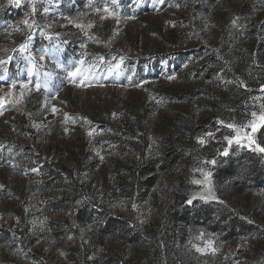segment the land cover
<instances>
[{
    "label": "rangeland",
    "instance_id": "rangeland-1",
    "mask_svg": "<svg viewBox=\"0 0 264 264\" xmlns=\"http://www.w3.org/2000/svg\"><path fill=\"white\" fill-rule=\"evenodd\" d=\"M88 2L36 0L34 54L53 44L64 49L44 61L37 54L36 71L43 76L57 62L67 64L86 51L85 67L91 66L102 86L93 82L92 87L76 88L64 73L55 72L48 90H33L20 105L5 100L0 115V264H36L33 250L50 263L63 264H264V155L247 150L234 154L235 145L229 156L218 155L227 147L223 136L231 133L216 124L217 119L244 123L264 104V0H117L118 23L112 18L101 21L95 13L94 7L103 8L106 0H94L93 7ZM107 2L111 7V0ZM30 11L27 0L19 7L0 0V58L18 55L11 49L29 32L14 29L23 27L20 22ZM129 16L135 19H125ZM63 17L85 25L84 30ZM236 17L239 26L233 27L230 22ZM89 23L94 27L87 28ZM64 40L68 43L62 44ZM100 56L105 63H99ZM114 56L126 57L120 75L104 79ZM5 67L10 75L17 72L16 61ZM20 68H26L24 61ZM168 75L176 79L169 81ZM19 79L29 80L26 72ZM5 83L0 81V97L8 91ZM137 83L142 86L134 87ZM57 89L58 98L45 109V97ZM52 104L57 113L51 112ZM132 107L149 112L147 151L155 149V132L170 122L193 116L196 124L203 123L190 148L188 190L182 192L181 204L174 196L177 171L149 190L139 189L127 175L142 132L125 136L117 125ZM210 131L215 139L205 136L207 143L199 145L197 137ZM257 140L264 143V135L257 133ZM39 158H60L62 164L51 176ZM212 159L215 165L204 163ZM200 167L212 171L214 190L225 204L197 200L193 208L185 203L200 191L191 183L202 179L195 171ZM225 170L231 177L220 184L217 177ZM56 177L65 185L63 191L76 181L77 201L85 202L76 201L74 210L63 214L49 212L59 194L51 186ZM184 207L193 221L176 226L174 211L178 215ZM231 220L253 229L230 230ZM200 232L204 238L196 239ZM136 235L145 239L134 240ZM209 238L219 249L215 254L197 253L192 247H203Z\"/></svg>",
    "mask_w": 264,
    "mask_h": 264
},
{
    "label": "snow or ice",
    "instance_id": "snow-or-ice-1",
    "mask_svg": "<svg viewBox=\"0 0 264 264\" xmlns=\"http://www.w3.org/2000/svg\"><path fill=\"white\" fill-rule=\"evenodd\" d=\"M136 2V0H134ZM160 3H163L164 0H159ZM191 2H195V0H191ZM8 4L11 6L19 7L21 5V0H8ZM117 4V0H111V7L109 3H104L103 8L99 6L94 7V11L97 15H99V19L101 21L112 18L117 21V23L120 20L119 13L114 10L115 6ZM27 5L30 6L31 11L25 16V18L20 22L22 24V28L17 25V27L14 29V31H23L24 29H27L29 34L26 36L24 41L19 44L18 48L14 47L11 49L13 53H17L18 55H6L4 58H0V68H2V71H0V81H4L5 87H7L8 91L6 92L4 97H0V115H3V107L5 104V100H9L11 103L15 105H20L24 102L26 94H31L33 90L39 92L42 89L48 90L50 81L53 77V74L55 72H62L64 73V79L67 83L73 85L76 88H87L92 87L93 82L95 83V86H102L99 84L100 77L96 76L95 73L92 71L91 66L85 67L87 64L86 57L88 53L85 51L82 53L78 59H74L71 62L65 64L61 62H57L54 65L53 72H44L43 76H41L37 71L38 61H37V54L39 61H44L48 59L53 52L56 53H63L64 49L60 47L59 45L53 44L49 47H41L37 50V53L34 54L33 52V36L32 32L36 30V19L35 16L37 14V3L36 0H27ZM94 6V0H89L88 7ZM181 5L176 4L175 7H180ZM185 6H187L185 4ZM44 14H47L49 12L48 7L43 8ZM63 19L67 20L69 24H75L77 28H80L82 31L85 28V25L75 23V21L70 17H63ZM125 19H135L134 16L126 17ZM238 20L239 17L233 18L231 20V25L233 27H238ZM175 26V25H174ZM50 27V26H49ZM94 27L92 23H89L87 25V28L91 29ZM40 32L42 35L46 36V33H44L43 29H40ZM8 35H11V33H8ZM87 35V33H85ZM47 38V36H46ZM91 38V37H90ZM62 44H67L68 41L64 40L61 42ZM81 48H86V44H81ZM7 51V50H5ZM100 64L105 63V59L103 56H100L97 58ZM126 57L120 56L119 59H117L115 56L112 57V61H115V63H112L111 61L108 63V68L106 74H104V79H107L110 75H120V72L118 71L121 67V65L124 63V60ZM16 61L17 64V72L15 75L9 74V69L5 66L9 65L11 62ZM24 61L26 64V68H20V62ZM99 66V65H96ZM22 72H26L27 77L29 80L27 82L22 81L19 79ZM131 80V77H129ZM167 80L172 81L175 80L176 77L173 75H168L166 77ZM134 87H141L142 85L137 83L133 85ZM241 86L243 83H241ZM19 90V94L16 95V90ZM58 91L56 94L49 93L48 96L45 97L44 100V108L47 109L50 102L52 100H56L58 98ZM261 91L264 92V86L261 87ZM52 113H57L59 109L55 106V104L51 105L50 108ZM113 117L116 116V113L112 114ZM251 118L247 119L244 123H236V122H226L223 119H217L216 124L230 130L231 134L224 135L223 141L227 143V147H224L223 151L220 152L218 150V155L222 156H229V149L232 148L233 145L236 146L234 150V154H238L240 150H247L252 153H258L261 155H264V143L258 142L257 140V133H260L261 135H264V104L261 105V110L259 112L252 111L250 113ZM65 122L69 119V116L67 113L64 114ZM75 122V121H73ZM34 127L39 128L40 125L34 124ZM65 133L68 132V129H64ZM216 131H220V128L218 127ZM89 136H92L93 133L89 131ZM205 136L209 139H215V134L213 132H207L204 134V136L197 137V143L201 146H204L207 143V140L205 139ZM153 144L155 145L154 151H158L160 145L157 144L155 140H153ZM3 145H0V148H2ZM99 155V153H97ZM101 160H103V156L100 157ZM205 164H211L215 165L217 161L215 159L212 160H206L204 161ZM262 164H264V160L261 161ZM12 167H16V165H12ZM32 172H35L37 174L40 173V169L32 168ZM196 172H199L202 179H192L191 183L194 185L200 186V191L193 193L186 201L185 203L189 206H192L193 208L196 207V204H194V201H201L205 204L216 201L219 204H225L223 200H220L216 192L214 190L213 185V173L210 170H205V168L200 167L195 169ZM3 186L0 185V188ZM87 199V198H86ZM85 201H77V204L80 205L84 203ZM95 207V205H93ZM226 206V205H225ZM133 209L136 208V205H132ZM250 223L252 221H249ZM43 224V222H41ZM205 236L204 232H200L199 235L196 237V239H203ZM71 238V237H70ZM215 241L211 238L204 240V246H198L196 244H192V247L195 249L197 253H205V252H211L215 254L219 249L214 246ZM61 255H65V253L61 252ZM90 259H92L90 257Z\"/></svg>",
    "mask_w": 264,
    "mask_h": 264
},
{
    "label": "trees",
    "instance_id": "trees-1",
    "mask_svg": "<svg viewBox=\"0 0 264 264\" xmlns=\"http://www.w3.org/2000/svg\"><path fill=\"white\" fill-rule=\"evenodd\" d=\"M149 119L150 115L147 109L132 107L124 113L123 118L117 125L119 128H117V130L123 132L125 136H133L137 134L138 131L142 132L140 145L137 149V157L133 159L131 164L126 168V173L139 189L149 190L158 180L167 177L170 172L177 171L175 182L176 191L174 192V196L175 203L177 204L179 202L181 204L184 202L185 198L182 192L184 191L186 194L188 190V165L192 153L190 152V148L194 144V138L203 123L196 124V118L193 116L178 118L177 121L170 122V125L165 129L155 132V141L160 145L158 151H154L153 149L147 151V147L151 142V139L148 137ZM38 160L46 164V170L48 173L51 172V176H53V174L55 175V173H52L55 172L54 167L62 164L60 158L55 161H48L47 159L41 158ZM230 174L225 170L218 175L219 177H217V180L222 184L225 179L231 177ZM53 178L51 186H53L52 188H54L55 191H59V194H56L58 198L52 201L49 212L63 214L68 210L73 211V206L79 199V195H77L78 192H75L78 183L73 181L71 184L72 188L63 191L61 186L65 185L60 184V178ZM185 209L186 207H184V210ZM174 213L175 217L173 216L172 222L176 226H184L188 223L191 224L193 221V218H190L186 210L182 213L180 212L178 215L177 212L174 211ZM109 223L108 226H113L112 222ZM229 229L247 233L251 231L253 227L245 223L237 222L236 220H231ZM0 232V238H4L2 237V228H0ZM144 239L143 236L136 235L134 240L142 242ZM3 240L0 241V245L3 243ZM30 254L31 259H33L36 264H63L59 261L50 263L48 259L41 257L36 250H33ZM4 257H6V255H4Z\"/></svg>",
    "mask_w": 264,
    "mask_h": 264
}]
</instances>
